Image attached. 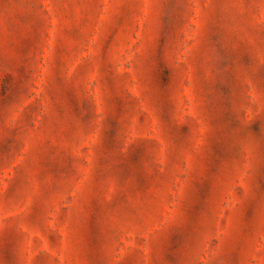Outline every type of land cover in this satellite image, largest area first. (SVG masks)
Returning a JSON list of instances; mask_svg holds the SVG:
<instances>
[{
  "label": "rangeland",
  "instance_id": "1",
  "mask_svg": "<svg viewBox=\"0 0 264 264\" xmlns=\"http://www.w3.org/2000/svg\"><path fill=\"white\" fill-rule=\"evenodd\" d=\"M0 264H264V0H0Z\"/></svg>",
  "mask_w": 264,
  "mask_h": 264
}]
</instances>
